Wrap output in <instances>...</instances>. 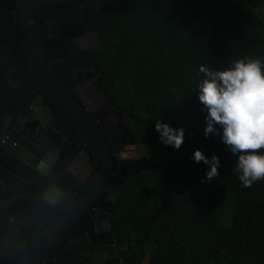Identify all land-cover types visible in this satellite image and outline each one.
<instances>
[{
  "label": "trees",
  "instance_id": "16d2710c",
  "mask_svg": "<svg viewBox=\"0 0 264 264\" xmlns=\"http://www.w3.org/2000/svg\"><path fill=\"white\" fill-rule=\"evenodd\" d=\"M262 6L264 0H101L94 65L105 97L126 114L148 155L112 209L126 264H264V179L242 186L232 170L237 157L218 135H204L197 95L202 65L222 70L236 59L264 60ZM161 118L184 128L179 149L160 141ZM196 148L220 157L209 183V166L191 159Z\"/></svg>",
  "mask_w": 264,
  "mask_h": 264
},
{
  "label": "flooded vegetation",
  "instance_id": "af4514ba",
  "mask_svg": "<svg viewBox=\"0 0 264 264\" xmlns=\"http://www.w3.org/2000/svg\"><path fill=\"white\" fill-rule=\"evenodd\" d=\"M20 1L0 0V54L12 85L4 96L0 87V258L21 244L38 221L31 213L18 218L8 205L28 197L27 183L39 186L33 192L58 209L82 194L94 174L78 132L36 88L27 95L25 74L9 68L18 40ZM45 1L39 7L42 48L59 82L106 139L113 169L95 201L58 243L56 255L44 264H126L128 247L115 233L112 209L118 193L146 168L148 155L126 114L105 97L94 65L101 0ZM37 3L23 0L25 8Z\"/></svg>",
  "mask_w": 264,
  "mask_h": 264
},
{
  "label": "water",
  "instance_id": "95a60500",
  "mask_svg": "<svg viewBox=\"0 0 264 264\" xmlns=\"http://www.w3.org/2000/svg\"><path fill=\"white\" fill-rule=\"evenodd\" d=\"M38 0H28L29 5ZM20 9L17 26L18 40H14V51L9 54V68L15 72L25 74V92L27 95L39 91L44 100H47L53 109L57 110L65 123L78 132L88 149L94 174L91 182L71 201L58 209L52 208V203L39 196L33 189H39L36 184L27 183V198L8 203L14 208L13 214L19 218L21 213H31L38 221L31 234L17 247L5 253L0 258V264H44L49 258L56 255L57 245L68 230L77 222L89 206L95 201L98 194L105 187L112 172V153L101 131L87 118L82 107L75 97L67 92L65 86L56 76L57 70L51 67L47 51L42 48V35L40 27V5L46 4L43 0L34 6H23ZM3 56L0 54V87L1 94L11 90L7 68L3 65ZM19 87V86H18ZM19 90V89H18ZM59 107V108H58ZM10 153L12 151L9 150ZM7 169V167L2 164ZM133 176L128 179L132 180ZM31 187H30V186ZM99 187L98 191H94ZM4 213V212H3ZM1 221V217H0ZM1 223V222H0ZM9 233V228L6 230ZM5 239V237H4Z\"/></svg>",
  "mask_w": 264,
  "mask_h": 264
},
{
  "label": "clouds",
  "instance_id": "9594fccd",
  "mask_svg": "<svg viewBox=\"0 0 264 264\" xmlns=\"http://www.w3.org/2000/svg\"><path fill=\"white\" fill-rule=\"evenodd\" d=\"M204 78L198 85V99L205 114L204 135H218L227 150L237 157L233 171L242 186L251 187L264 179V60L241 58L222 70L201 66ZM155 129L160 141L179 149L184 141L183 127L174 128L161 118ZM191 159L208 165L204 182L219 175L218 154L207 156L193 150Z\"/></svg>",
  "mask_w": 264,
  "mask_h": 264
},
{
  "label": "rangeland",
  "instance_id": "374dc122",
  "mask_svg": "<svg viewBox=\"0 0 264 264\" xmlns=\"http://www.w3.org/2000/svg\"><path fill=\"white\" fill-rule=\"evenodd\" d=\"M230 216V203L227 204L226 207V218L224 220V223L227 224L228 223V217ZM145 264V263H144Z\"/></svg>",
  "mask_w": 264,
  "mask_h": 264
},
{
  "label": "crops",
  "instance_id": "0c3cea01",
  "mask_svg": "<svg viewBox=\"0 0 264 264\" xmlns=\"http://www.w3.org/2000/svg\"><path fill=\"white\" fill-rule=\"evenodd\" d=\"M257 13L264 17V6L257 9Z\"/></svg>",
  "mask_w": 264,
  "mask_h": 264
}]
</instances>
